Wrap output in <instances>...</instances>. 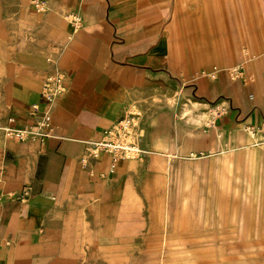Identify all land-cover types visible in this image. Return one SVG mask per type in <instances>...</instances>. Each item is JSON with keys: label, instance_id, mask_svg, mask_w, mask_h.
Instances as JSON below:
<instances>
[{"label": "crops", "instance_id": "1", "mask_svg": "<svg viewBox=\"0 0 264 264\" xmlns=\"http://www.w3.org/2000/svg\"><path fill=\"white\" fill-rule=\"evenodd\" d=\"M1 1L0 24L8 31L1 32L0 60L12 62L16 71L7 106L0 110V264H15L12 252L36 249L67 218L70 198L100 204L124 198L133 163L120 159L110 172L109 156L103 154L84 165L87 142L101 138L134 103L151 111L155 107L152 116L160 123L171 114L166 93L177 86L196 89V77L181 66L170 47L177 33L172 31L173 20L166 21L159 10L150 14L143 1L45 0L44 9L32 0ZM74 15L81 19L77 29ZM205 28L206 37H213L211 28ZM55 69L64 73L67 90L50 105L54 135L44 141L6 138L4 125H30L35 120L32 104L46 106L40 91L44 77ZM220 92L225 114L200 129L165 126L160 138H183L185 149L193 151L211 152L221 146L240 150L246 139L243 126L264 122V95L257 89L253 99L241 84L227 80ZM152 93L161 98L156 105L148 102ZM167 168L170 179V165ZM26 187L30 194L23 196ZM169 226L174 227V221L168 205L162 240L155 234L158 242L169 240Z\"/></svg>", "mask_w": 264, "mask_h": 264}, {"label": "rangeland", "instance_id": "2", "mask_svg": "<svg viewBox=\"0 0 264 264\" xmlns=\"http://www.w3.org/2000/svg\"><path fill=\"white\" fill-rule=\"evenodd\" d=\"M140 1L149 5L150 14L159 10L166 21L173 20L177 33L170 47L181 66L194 73L196 89L177 86L166 93L171 114L160 123L152 116L155 107L151 111L134 103L127 108L139 113L142 138L138 151L126 159L133 165L124 198L110 204L70 198L67 218L36 249L12 252L15 264H264L261 135L252 136L244 125L240 150L221 146L211 152L185 149L183 138H160L165 126L200 129L211 122L213 106L225 105L220 91L226 80L241 84L248 94L260 89L264 95V0H133ZM46 5L41 0L39 8ZM205 27L213 37H206ZM2 31L8 29L1 23L0 41ZM244 49L256 56L247 64L251 80L232 81L224 70L240 61ZM213 65L221 70L219 80L200 74ZM15 71L12 62L0 60V110L7 106ZM201 81L206 84L199 86ZM151 95L148 102L156 105L161 98ZM168 122L172 125H164ZM168 205L174 227L169 226L163 244L155 234L162 240Z\"/></svg>", "mask_w": 264, "mask_h": 264}, {"label": "built area", "instance_id": "3", "mask_svg": "<svg viewBox=\"0 0 264 264\" xmlns=\"http://www.w3.org/2000/svg\"><path fill=\"white\" fill-rule=\"evenodd\" d=\"M32 3L39 7L41 0H32ZM74 28L80 26L81 19L78 15L72 18ZM256 56L252 55L248 50L242 51V58L234 65L226 68L224 73L232 81H240L247 83L251 80V75L248 73L247 64ZM221 70L217 65H213L211 69H202L200 74L208 78L217 79ZM65 75L59 69H55L49 73L41 87L40 95L45 107L42 109L39 102L32 104L31 114L35 118L30 125L21 127L13 125H4L3 132L6 138L14 140L45 139L52 137L55 133V124L50 105L55 103L57 99L66 91L67 83ZM250 97H253L250 94ZM226 105H214L211 111L213 112V120L227 112ZM13 121V119H10ZM245 128L252 136L261 135L264 139V122L261 125H245ZM142 134L140 128V115L136 111L126 112L113 125L104 129L101 138L87 142L86 150L81 157L84 165H88L93 159L99 158L105 154L109 156V171L114 172L116 163L120 159L132 158L134 153L138 151L141 142ZM93 174V173H92ZM30 188L26 187L22 195L28 196Z\"/></svg>", "mask_w": 264, "mask_h": 264}]
</instances>
